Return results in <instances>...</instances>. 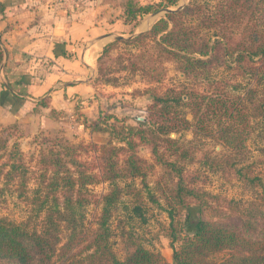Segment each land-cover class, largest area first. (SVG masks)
I'll return each instance as SVG.
<instances>
[{"label": "trees", "instance_id": "trees-1", "mask_svg": "<svg viewBox=\"0 0 264 264\" xmlns=\"http://www.w3.org/2000/svg\"><path fill=\"white\" fill-rule=\"evenodd\" d=\"M193 1L164 13L146 31L113 40L140 48L128 61L145 80L141 92L150 97L145 121L111 125L117 144L109 139L77 149L56 143L57 149L41 151L29 176L22 161L9 165L6 183L15 182L17 196L40 221L31 225L32 215L18 221L0 216V264H264V207L210 194L195 184L199 170L188 171L182 162L201 160L209 170L264 187L236 159L245 154L255 122L264 123V0H216L208 9ZM175 3L128 1L125 19ZM2 55L0 49V62ZM165 60L176 62L183 80L164 83ZM216 67L229 72L214 79ZM2 98L13 111L23 100L7 88ZM186 129L197 138H213L228 152L197 155L190 142L170 136ZM141 144L149 147L152 161L138 153ZM156 165L163 170L159 177L168 176L164 184L155 182V192L146 177ZM32 178L36 185L29 187ZM102 182L107 186L99 192L87 189ZM90 202L95 209L86 217ZM149 203L167 212L164 229L172 246L179 242L172 262L149 249L135 228L147 223Z\"/></svg>", "mask_w": 264, "mask_h": 264}, {"label": "rangeland", "instance_id": "rangeland-1", "mask_svg": "<svg viewBox=\"0 0 264 264\" xmlns=\"http://www.w3.org/2000/svg\"><path fill=\"white\" fill-rule=\"evenodd\" d=\"M112 1L117 4L118 11L121 9L124 12L125 17L124 10L127 7L128 1L134 3L135 6L150 3L154 5L167 3V0ZM189 1L176 0L174 5H169L168 7L171 9H175L179 5L183 7ZM193 2L199 7L207 5L208 9V7L214 5L216 0H194ZM162 8L163 6L157 8V10ZM157 10L137 15L135 19L128 20L131 22L137 21V23H145L147 17L150 16L151 20L153 19V22H155L164 16L163 12L152 16V13ZM137 28L135 27L136 30H138ZM115 29L116 31L110 33L112 35L111 40L116 39L114 37L118 33V28ZM122 34L126 36L130 33ZM149 45L148 49L153 51L155 48L153 43ZM139 50V47H135L132 44L126 45L123 42L112 41L108 52L99 59L98 56L95 62L94 69L97 68V65L103 68L101 71L102 74L99 72L98 76L93 80V83L90 82L95 89L93 92L94 98L89 96L92 94L89 93L91 91L81 93L78 101L73 103L69 102L68 105L66 104V110H57L49 106L45 107L39 101V106L45 109L40 110V112L39 110L36 111L38 113L29 123H27L26 118V125L24 127L18 122L9 125L0 122V145L5 144L3 148H0V168L3 171L0 174V216H6L7 218L18 221L32 215L30 217L31 225H38L40 221L39 217L31 214L29 204L17 196L18 190L15 188V182L6 183L7 180L3 174L9 169V165L13 161H22L28 168L26 175L29 176L38 167L41 151H46L51 147L57 149L56 143L58 145L69 143L77 149L86 147L91 142L103 144L108 142L109 139H112L111 142L113 144H117L118 139L112 136L111 125L127 124L137 126L139 122L146 120L147 108L151 101L149 95L141 92V89L145 86V80L142 78L139 70H131L129 68L128 61V58ZM163 66L166 69L163 79L166 85L183 80V74L174 60H165ZM94 69L91 80L94 79ZM228 72L224 67H216L212 70L210 76L216 79L224 74L226 75ZM239 79L237 77L233 81H238ZM244 82L245 80H243ZM44 100L47 103L45 98ZM41 111L45 112L43 113ZM186 113L187 117L190 118V113L188 111ZM170 136L186 143L190 142L188 144L192 145L191 151L196 152L197 155L205 150H209L212 154L228 152L223 145L213 138L195 137L191 129L171 132ZM246 145L245 154L243 153L237 156L236 159L239 164L249 165L248 175H256L261 181H264V123L262 125L259 122H255L254 130ZM137 148L139 154L152 161L148 146L141 144ZM15 149L17 152H15ZM77 152L79 153V151ZM200 161L188 158L182 160L186 170L188 169V171L190 170L192 172L199 170L195 184L203 190L213 195L217 194L221 197L233 198L241 202L247 203L250 200L255 201L264 207V187L261 184L244 181L233 175H225L220 170H209ZM162 171V168L156 165L147 174L146 179L152 187L154 186V191L155 182L160 179V184H164L163 178H167L168 176V173H165L162 177H159ZM35 185V179H30L29 187ZM106 186V182L92 183L87 185V189L91 192H99ZM159 190L158 195L161 193ZM161 203L165 205L163 199H161ZM148 205L149 218L147 223L141 227L135 224V228L139 231L143 243L149 249L158 251L165 261L172 262L173 246H178L179 242H175L172 246L171 238L168 236L167 230L164 229L168 226L169 222L167 212L153 203H149ZM94 209L95 205L92 202L86 204L84 209L87 215L86 217H90Z\"/></svg>", "mask_w": 264, "mask_h": 264}, {"label": "crops", "instance_id": "crops-1", "mask_svg": "<svg viewBox=\"0 0 264 264\" xmlns=\"http://www.w3.org/2000/svg\"><path fill=\"white\" fill-rule=\"evenodd\" d=\"M121 11L112 0H0V43L7 55L0 62V122L24 127L26 118L29 123L45 109L39 106L44 98L45 107L57 110L86 91L94 98L91 75L113 41L110 33L118 28L116 35L131 37L154 23L150 16L145 23L126 21ZM6 88L23 99L16 111L2 98Z\"/></svg>", "mask_w": 264, "mask_h": 264}, {"label": "water", "instance_id": "water-1", "mask_svg": "<svg viewBox=\"0 0 264 264\" xmlns=\"http://www.w3.org/2000/svg\"><path fill=\"white\" fill-rule=\"evenodd\" d=\"M181 6L179 5L178 7H176L175 9H178V8H180ZM171 10H174V9H171V8H169V7H164V8H162V9H160V10H157V11H154L153 13H152V16H154V15H156V14H158L159 12H163V13H166V12H169V11H171ZM114 38H116V39H123V38H125L124 36H121V35H116ZM0 45H1V47H2V51H3V58H2V63H1V65L3 66L4 65V63H5V58H6V53H5V49L3 48V45L0 43Z\"/></svg>", "mask_w": 264, "mask_h": 264}]
</instances>
